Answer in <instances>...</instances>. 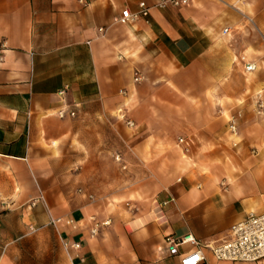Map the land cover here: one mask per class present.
<instances>
[{"label":"crops","instance_id":"obj_1","mask_svg":"<svg viewBox=\"0 0 264 264\" xmlns=\"http://www.w3.org/2000/svg\"><path fill=\"white\" fill-rule=\"evenodd\" d=\"M158 1L0 0V264H264L165 241L264 212V0Z\"/></svg>","mask_w":264,"mask_h":264},{"label":"built area","instance_id":"obj_2","mask_svg":"<svg viewBox=\"0 0 264 264\" xmlns=\"http://www.w3.org/2000/svg\"><path fill=\"white\" fill-rule=\"evenodd\" d=\"M189 0H160L155 6L157 7H179L185 5ZM152 6H150L146 1H140L138 3V8L134 11L129 8H125L121 13L114 17L113 22L116 24H128L136 21L140 18H146L150 15ZM100 31H103V27L99 28ZM228 28L224 29V32H227ZM257 66L255 63H248L245 67L246 72H252L256 70ZM139 76L135 80H139ZM68 86L63 88L59 93L64 95L67 91ZM255 109L258 114L262 113L264 109V94L263 91H258L255 94ZM71 116L75 115V112L70 113ZM60 117H65L66 112L64 109L58 111ZM241 117V113L238 112L233 114L229 118V128L232 134H238V121ZM130 126H133L135 123L131 120L127 122ZM183 141L184 139H180ZM115 160L122 163L123 157L120 154L115 155ZM123 164V168H125ZM174 200V198H172ZM167 203V202H165ZM33 205L36 204V201H33ZM127 206L131 209H136V206L127 202ZM93 225L90 229V235L95 236L98 234L101 225H108L111 222V219H107L103 222H99L95 217L91 218ZM57 221H61L62 218H57ZM67 224L72 223V220H65ZM166 245L168 251L171 255H180L179 246L181 244L190 242L198 246H208L212 249L214 256L218 260H228V261H258L264 258V212L250 211L247 216L234 223L229 231L227 238L220 242L210 241V242H201L197 240L193 234L188 233L183 236H176L173 234L167 235L165 237ZM71 246L75 249H79L81 244L79 242H74ZM205 260V255L200 249V247L194 251L185 253L181 255V264H200Z\"/></svg>","mask_w":264,"mask_h":264}]
</instances>
